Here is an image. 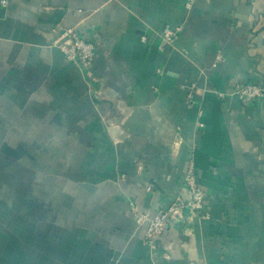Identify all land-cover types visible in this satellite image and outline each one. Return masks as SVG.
Listing matches in <instances>:
<instances>
[{"label":"crops","instance_id":"crops-1","mask_svg":"<svg viewBox=\"0 0 264 264\" xmlns=\"http://www.w3.org/2000/svg\"><path fill=\"white\" fill-rule=\"evenodd\" d=\"M236 83L264 86V0H0V139L26 158L0 264H264V103ZM188 167L207 216L146 243L132 207L185 201Z\"/></svg>","mask_w":264,"mask_h":264},{"label":"built area","instance_id":"built-area-1","mask_svg":"<svg viewBox=\"0 0 264 264\" xmlns=\"http://www.w3.org/2000/svg\"><path fill=\"white\" fill-rule=\"evenodd\" d=\"M63 36L67 39L58 45L64 52L67 60L78 65L87 64L93 57L94 45L78 36L72 30L64 31ZM174 38V31L166 29L162 33L160 45L170 43ZM232 94L237 97L243 105L264 103V86L253 83H236L233 86ZM184 184L186 190V200L176 197L163 210H159L153 215L142 212L137 207H132V212L136 222L141 225L145 223L144 240L148 244H154L155 238L164 230L168 221L178 220L184 217L185 210L188 216H207L204 212L205 191L198 184L194 169L188 167L185 172ZM147 191L152 190V186H147Z\"/></svg>","mask_w":264,"mask_h":264},{"label":"rangeland","instance_id":"rangeland-1","mask_svg":"<svg viewBox=\"0 0 264 264\" xmlns=\"http://www.w3.org/2000/svg\"><path fill=\"white\" fill-rule=\"evenodd\" d=\"M2 130L0 129V132ZM1 136V133H0ZM22 142L16 140H10L8 142L4 139H0V234L5 231L6 228V216L8 209L12 212L14 209L15 216H18L22 212L21 201L18 199L19 194L23 192L22 182L24 178V173L22 171V166L26 158L24 159L22 153ZM11 153H13L11 155ZM15 187V199L14 203L11 201V205L7 204L8 190L7 186ZM48 196V195H47ZM13 224V223H12ZM18 224V227H17ZM14 229L17 234L22 235L23 223L22 221L14 220ZM19 253L22 254L20 251Z\"/></svg>","mask_w":264,"mask_h":264}]
</instances>
